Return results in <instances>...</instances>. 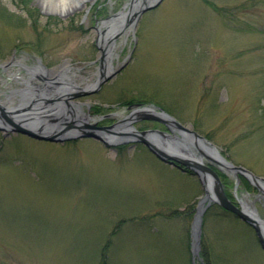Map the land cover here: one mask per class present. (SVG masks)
<instances>
[{"label": "rangeland", "instance_id": "obj_1", "mask_svg": "<svg viewBox=\"0 0 264 264\" xmlns=\"http://www.w3.org/2000/svg\"><path fill=\"white\" fill-rule=\"evenodd\" d=\"M131 1L80 0L59 11L43 0H0V101L38 62L46 78L71 66L81 69L70 71L80 87L92 82L105 72L101 23ZM249 1L162 0L114 39L120 71L73 101L96 127L122 120L128 101L153 105L264 178V3L243 9ZM218 174L235 202L234 180ZM246 183L240 178L236 194H247L264 219L261 195ZM202 194L196 176L138 143H49L2 127L0 264H192L190 229ZM199 253L196 264H264L254 231L214 204L202 217Z\"/></svg>", "mask_w": 264, "mask_h": 264}, {"label": "water", "instance_id": "obj_2", "mask_svg": "<svg viewBox=\"0 0 264 264\" xmlns=\"http://www.w3.org/2000/svg\"><path fill=\"white\" fill-rule=\"evenodd\" d=\"M161 1L142 0L139 2V0H133L132 2L135 4L128 8L131 12L130 28L134 26L141 14L154 9ZM117 36L108 42L109 46L114 43ZM100 38L101 36L97 42L101 45L98 46L101 51L99 60L103 66L105 52L109 46L105 48L104 40ZM121 68L111 69L108 73L101 72L91 86L87 84L80 87L60 78V83H56L57 88L51 95L45 92L46 89L35 92L32 89L19 91V103L16 108L4 106L0 101V130L3 127L9 133L21 134L36 141L49 143L91 138L107 147L127 143L141 144L159 161L168 163L182 171L192 172L200 183L203 194L197 202L190 229L192 264H196L197 259L201 261L199 252L202 217L212 204L250 226L264 252V219L259 217L256 209L252 206L253 201L248 200L247 195H242L240 199L236 197L239 177H242L261 195L255 199H261L264 207V178L255 176L241 166L233 165L220 154L217 147L209 140L183 126L174 117L153 105H128L122 111L126 114L118 123L111 127H96L95 119H92L88 112H83L82 106L84 105L73 101L97 92L102 84L115 76ZM90 120L93 124L89 123ZM140 121L159 123L167 131H138L133 124ZM218 172L234 179L233 193L236 202H232L226 196Z\"/></svg>", "mask_w": 264, "mask_h": 264}, {"label": "bare ground", "instance_id": "obj_3", "mask_svg": "<svg viewBox=\"0 0 264 264\" xmlns=\"http://www.w3.org/2000/svg\"><path fill=\"white\" fill-rule=\"evenodd\" d=\"M43 1H44V3H47L49 8H53V9L62 11V10H64V8H66V6L68 5L69 2H78L80 0H43ZM127 8L120 11L118 16H112L110 19L105 20V23H101V26L99 28V31L101 34L100 39L104 40L105 48H107L109 46L108 42L112 41L114 36L118 35L117 37H119L120 35H123V34L127 33V31H129V29H130V25H129L130 20L129 19H131L130 18L131 12ZM103 29H104V32H101V31H103ZM114 49H115V44L113 43L108 47L107 52H105L106 53L105 72L106 73L110 72L111 69L113 68L112 60H113ZM63 69H66V68H63ZM97 76H98V74H97ZM96 79H97V77H95V79L91 82V84L89 83V85L91 86L93 83H95ZM10 98H11V96L8 95L6 97V100L3 101L2 104L4 106H7L8 105L7 102H9L12 105L13 99H11V101H10ZM16 105L12 106V107L16 108L17 107Z\"/></svg>", "mask_w": 264, "mask_h": 264}, {"label": "trees", "instance_id": "obj_4", "mask_svg": "<svg viewBox=\"0 0 264 264\" xmlns=\"http://www.w3.org/2000/svg\"><path fill=\"white\" fill-rule=\"evenodd\" d=\"M260 3H264V0H250L248 3L243 4L242 8L246 10V9H249L250 7H254L255 5L260 4ZM209 5H211V4H209ZM242 8L240 7V9H242ZM214 9L216 11H220V14H222V12H223L224 15L226 14L225 10H221V9H217V8H214ZM228 13H229V11H228ZM131 103H132V101H128L126 105H129ZM121 148H124V146L117 147V149H121ZM246 187L250 189V186L247 183H246ZM201 255L203 256V254H201Z\"/></svg>", "mask_w": 264, "mask_h": 264}, {"label": "flooded vegetation", "instance_id": "obj_5", "mask_svg": "<svg viewBox=\"0 0 264 264\" xmlns=\"http://www.w3.org/2000/svg\"><path fill=\"white\" fill-rule=\"evenodd\" d=\"M78 73H79V72H78ZM75 77H77V76L75 75ZM154 129L165 130V128H164L163 126H161V125H159V128H153V129H150V130H154Z\"/></svg>", "mask_w": 264, "mask_h": 264}]
</instances>
